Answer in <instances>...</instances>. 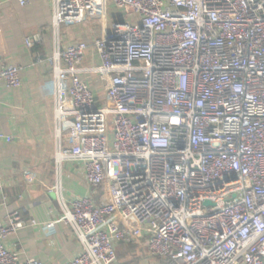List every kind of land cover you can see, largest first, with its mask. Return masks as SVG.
Masks as SVG:
<instances>
[{"label": "built area", "instance_id": "built-area-1", "mask_svg": "<svg viewBox=\"0 0 264 264\" xmlns=\"http://www.w3.org/2000/svg\"><path fill=\"white\" fill-rule=\"evenodd\" d=\"M109 1L138 20L92 45L104 105L76 75L86 44L46 59L55 166L82 163L109 195H59L81 246L68 264H115L117 245L143 243L167 264H264V0ZM52 3L56 35L88 17L85 0ZM0 82L19 88L21 68L0 67ZM4 189L0 179L1 204ZM23 228L18 212L0 223V264H41L6 248Z\"/></svg>", "mask_w": 264, "mask_h": 264}, {"label": "crops", "instance_id": "crops-1", "mask_svg": "<svg viewBox=\"0 0 264 264\" xmlns=\"http://www.w3.org/2000/svg\"><path fill=\"white\" fill-rule=\"evenodd\" d=\"M85 4L86 21L61 25L56 35L52 0H0V67L21 68L19 88L0 82V179L6 197L4 204L0 201V223L12 212L22 216L24 228L5 240L6 248L18 253L22 262L33 259L41 264H68L81 252L75 235L62 223L59 195L65 199L90 196L96 205L109 202L107 184L90 187L82 163L65 161L59 169L55 166L54 81L46 59L57 44L61 49L86 44L88 49L76 75L95 95L98 105H104L100 60L92 45L114 25L138 19L109 0H85ZM26 39L33 40L30 48ZM68 81L64 75L62 104L66 111L71 110ZM155 260L154 264H167Z\"/></svg>", "mask_w": 264, "mask_h": 264}, {"label": "rangeland", "instance_id": "rangeland-1", "mask_svg": "<svg viewBox=\"0 0 264 264\" xmlns=\"http://www.w3.org/2000/svg\"><path fill=\"white\" fill-rule=\"evenodd\" d=\"M110 120L109 131L112 132L113 125ZM119 247L117 250V262L116 264H154L157 261L152 258L146 249L141 247Z\"/></svg>", "mask_w": 264, "mask_h": 264}, {"label": "trees", "instance_id": "trees-1", "mask_svg": "<svg viewBox=\"0 0 264 264\" xmlns=\"http://www.w3.org/2000/svg\"><path fill=\"white\" fill-rule=\"evenodd\" d=\"M104 184H105V182L102 183V185H104ZM142 245H143V248L146 249V251H147L146 244L143 243ZM128 246H129V247H134L135 245H120L119 247H128ZM119 247L116 249V256H117V250L119 249ZM147 252H148V251H147Z\"/></svg>", "mask_w": 264, "mask_h": 264}, {"label": "water", "instance_id": "water-1", "mask_svg": "<svg viewBox=\"0 0 264 264\" xmlns=\"http://www.w3.org/2000/svg\"><path fill=\"white\" fill-rule=\"evenodd\" d=\"M209 203H206V205H208Z\"/></svg>", "mask_w": 264, "mask_h": 264}]
</instances>
